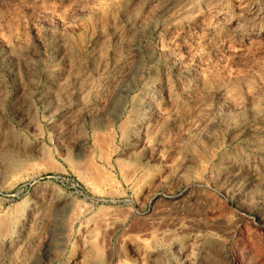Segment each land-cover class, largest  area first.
I'll return each mask as SVG.
<instances>
[{
	"label": "rangeland",
	"instance_id": "obj_1",
	"mask_svg": "<svg viewBox=\"0 0 264 264\" xmlns=\"http://www.w3.org/2000/svg\"><path fill=\"white\" fill-rule=\"evenodd\" d=\"M0 264H264V0H0Z\"/></svg>",
	"mask_w": 264,
	"mask_h": 264
}]
</instances>
